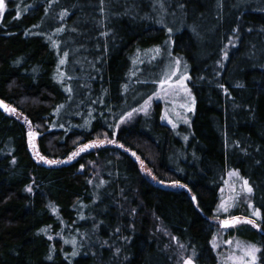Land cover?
Here are the masks:
<instances>
[{
    "label": "trees",
    "instance_id": "obj_1",
    "mask_svg": "<svg viewBox=\"0 0 264 264\" xmlns=\"http://www.w3.org/2000/svg\"><path fill=\"white\" fill-rule=\"evenodd\" d=\"M109 2L7 0L0 264H180L178 246L194 264H218L214 216L229 170L257 213L231 212L255 226L237 234L264 264V0H118L115 11ZM167 11L177 14L172 29ZM169 42L189 64V127L161 123L157 104L116 130L152 93L146 79L164 58L152 52ZM103 133L117 146L79 154Z\"/></svg>",
    "mask_w": 264,
    "mask_h": 264
},
{
    "label": "rangeland",
    "instance_id": "obj_2",
    "mask_svg": "<svg viewBox=\"0 0 264 264\" xmlns=\"http://www.w3.org/2000/svg\"><path fill=\"white\" fill-rule=\"evenodd\" d=\"M118 0H110L108 6L115 11V8L118 5ZM7 0H0V19L5 11ZM107 13V12H106ZM177 14L174 12L167 11L164 15V19L168 22V27L171 29L172 26L177 21ZM164 20V21H165ZM65 30L62 27H58L57 32L62 33ZM72 32L73 30H69ZM170 32V31H169ZM66 45L74 46V39L71 35L70 38H67L65 41ZM60 44V43H59ZM65 45V46H66ZM168 46L161 50L154 49L152 56L158 57L160 52L164 53V56L161 61V69L159 71L157 79L149 80L147 77L146 80L154 83V89L149 97L135 109H132L126 112L123 117L119 120L116 130L128 124L130 121L134 120L139 115H145L149 113L154 105H159L158 114L161 118V123L177 130L181 126L185 128L189 127L192 113L194 111L195 99L191 87L189 86V64L182 56H176L172 52V42L167 44ZM160 51V52H159ZM69 94L75 95V91L69 87ZM137 94L132 95L131 98L135 99ZM74 105V102H71V106ZM2 108L8 114L17 115L19 113L12 107L4 104ZM65 122L68 121V115L66 111L64 112ZM68 123V122H67ZM186 131V129H185ZM188 133V132H187ZM187 133L185 138H187ZM32 135L34 139L32 142H35L37 139V133L33 132ZM103 146H117L116 139L113 137H108L106 134H98L93 142L86 146L85 148L80 147V152L83 153L84 149H94ZM138 162V166L143 175L149 179L155 181L156 178L151 172L149 166L139 159V157L134 156ZM94 166V164H92ZM98 174L94 176L97 177ZM98 185L102 183V180L96 181ZM175 187L174 184L168 185ZM250 191L249 187L243 181L239 173L235 170H229L224 177L223 184L220 190L219 201L215 209L214 222L216 224V232L213 237V246L217 252L218 264H255L256 255L258 248L254 243L247 242L238 236V231L243 228V224L250 225L255 227L253 223H242L241 218H244L242 215L238 216V220L230 224L229 226H221L222 220H231L235 217L231 216L233 210L242 209L248 207L249 211L257 216V213L251 209L250 206ZM254 221L252 218H249ZM182 252L179 256L181 257L180 264H194L193 257L181 246H178Z\"/></svg>",
    "mask_w": 264,
    "mask_h": 264
},
{
    "label": "water",
    "instance_id": "obj_3",
    "mask_svg": "<svg viewBox=\"0 0 264 264\" xmlns=\"http://www.w3.org/2000/svg\"><path fill=\"white\" fill-rule=\"evenodd\" d=\"M238 220L237 217L231 219V220H222L221 221V226H229L230 224L235 223Z\"/></svg>",
    "mask_w": 264,
    "mask_h": 264
}]
</instances>
